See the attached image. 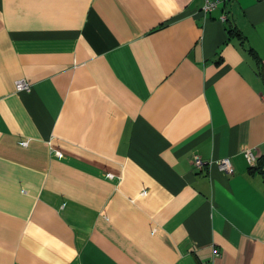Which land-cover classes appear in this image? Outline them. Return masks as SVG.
Returning a JSON list of instances; mask_svg holds the SVG:
<instances>
[{"label":"crops","instance_id":"obj_1","mask_svg":"<svg viewBox=\"0 0 264 264\" xmlns=\"http://www.w3.org/2000/svg\"><path fill=\"white\" fill-rule=\"evenodd\" d=\"M204 2L0 0V264H264V0Z\"/></svg>","mask_w":264,"mask_h":264},{"label":"built area","instance_id":"obj_2","mask_svg":"<svg viewBox=\"0 0 264 264\" xmlns=\"http://www.w3.org/2000/svg\"><path fill=\"white\" fill-rule=\"evenodd\" d=\"M228 1L230 0H205L202 12L205 14L211 13L218 7L223 6ZM221 19L225 20L226 15L223 14L221 16ZM16 89L17 91L29 90L30 84L25 79L18 80L16 82ZM262 98L264 100V94L262 95ZM245 156L251 164H255L257 162V154L252 149H248L247 151H245ZM194 162L197 168H202L206 164V162L199 156L195 157ZM219 165L224 171L228 173H231L233 171V166L229 158L221 159Z\"/></svg>","mask_w":264,"mask_h":264},{"label":"trees","instance_id":"obj_3","mask_svg":"<svg viewBox=\"0 0 264 264\" xmlns=\"http://www.w3.org/2000/svg\"><path fill=\"white\" fill-rule=\"evenodd\" d=\"M229 33H237L238 35H241L240 33H239V31H236V29L235 28H229Z\"/></svg>","mask_w":264,"mask_h":264}]
</instances>
